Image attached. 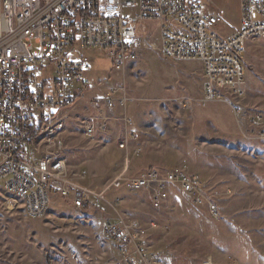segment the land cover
<instances>
[{"label":"rangeland","instance_id":"rangeland-1","mask_svg":"<svg viewBox=\"0 0 264 264\" xmlns=\"http://www.w3.org/2000/svg\"><path fill=\"white\" fill-rule=\"evenodd\" d=\"M203 3L223 16L218 28L223 37L238 29L239 0ZM138 27L140 34L149 33L146 48L121 77L110 76L108 53L83 51L92 60L90 82L102 81L103 87L90 89L62 115L65 158L72 169L86 171L78 184L93 203L76 208L54 197L47 215L32 219L19 200L0 197V264H125L103 231L113 221H137L147 229V244L166 264H264V140L247 135V118L264 99V37L247 42L246 96L236 113L226 101L202 106V64L165 59L158 26ZM117 85L130 101L127 112L136 133L124 149L119 144L125 126L115 111L108 133L86 137L79 129V117L91 113V102L104 101L105 90ZM178 165L220 192L218 219L178 190L155 209L149 191L132 194L113 185L118 177Z\"/></svg>","mask_w":264,"mask_h":264},{"label":"built area","instance_id":"built-area-1","mask_svg":"<svg viewBox=\"0 0 264 264\" xmlns=\"http://www.w3.org/2000/svg\"><path fill=\"white\" fill-rule=\"evenodd\" d=\"M208 1L0 0V197L19 200L32 219L45 217L54 197L76 208L93 203L78 184L86 171L72 169L65 158L62 115L103 83L90 82L92 60L83 51L108 53L110 76L121 77L146 48L149 33L140 34V24L158 26V49L165 59L202 64V106L226 101L241 113L246 96L242 60L247 42L264 37V0H239L240 25L227 37L218 30L223 16L207 8L203 2ZM105 91L104 101L94 99L91 113L79 117V129L86 137L104 135L115 111L125 126L119 144L124 149L136 138L134 117L127 112L130 101L122 86ZM247 123L248 137L264 140V99ZM113 185L132 194L149 191L155 209L178 190L205 206L212 218L220 215V192L184 166L118 177ZM103 231L125 264H166L137 221L108 222Z\"/></svg>","mask_w":264,"mask_h":264},{"label":"crops","instance_id":"crops-1","mask_svg":"<svg viewBox=\"0 0 264 264\" xmlns=\"http://www.w3.org/2000/svg\"><path fill=\"white\" fill-rule=\"evenodd\" d=\"M233 32H234V31H233ZM233 32H232V33H233ZM232 33H229V34H228V35H226L225 37L229 36V35H230V34H232ZM221 36H222V35H221ZM222 37H223V36H222Z\"/></svg>","mask_w":264,"mask_h":264}]
</instances>
